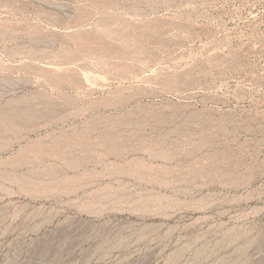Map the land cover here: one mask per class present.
Here are the masks:
<instances>
[{
    "label": "rangeland",
    "instance_id": "374dc122",
    "mask_svg": "<svg viewBox=\"0 0 264 264\" xmlns=\"http://www.w3.org/2000/svg\"><path fill=\"white\" fill-rule=\"evenodd\" d=\"M77 86L152 105L91 109L140 125L0 189V264H264V199L185 182L241 164L264 195V0H0V141L49 120L33 143L96 136L60 120ZM115 141L122 155L95 164Z\"/></svg>",
    "mask_w": 264,
    "mask_h": 264
},
{
    "label": "bare ground",
    "instance_id": "6f19581e",
    "mask_svg": "<svg viewBox=\"0 0 264 264\" xmlns=\"http://www.w3.org/2000/svg\"><path fill=\"white\" fill-rule=\"evenodd\" d=\"M125 82L126 81L123 83ZM53 86L55 90H59L61 87L59 85ZM119 88L122 91L128 89L131 93H129L128 96L120 95L110 100H99L93 99L91 92L86 88L77 86L73 89L74 92L67 95L66 100L70 105L74 106V110L71 111V113L66 114L60 120L69 121L85 118L89 123H94L90 128V131L92 132L90 134L96 133L97 135L91 136L93 139L86 138L84 136L85 134L77 136H58L55 132H51L40 139L38 144H35L33 143V136L52 127L54 125V123H52L53 121H45L43 126H33L30 121L29 127H16L13 131L14 138H17L16 142H13V140H11L12 138L9 137L0 141V189L10 184H16L20 181L28 182L30 179L41 180L43 178L41 169L46 168V160L48 158L62 161L65 160L67 156L63 153L65 152L64 149L66 147L69 148L84 145L89 149L95 148L98 145L101 146V148L108 147L109 141L119 135L125 127L126 123L124 122V119H128L130 125H140V122L131 118L132 116L130 114H94L92 116L91 114H88L91 109L122 110L135 99H141L143 105L149 107L152 105L149 101L152 97L150 93L143 90H134L133 87L125 88L124 86H120ZM147 100L149 102H144ZM190 119H192V117H190ZM25 142H30L31 145L26 149V154L24 156L11 155L15 150L17 143L23 144ZM111 145L112 147L105 150L104 155H102L95 164L101 165V163L106 160L110 161L113 157L122 155L121 153L116 152L118 151L116 148L120 147V144L117 141ZM115 162H118V160ZM74 166L78 168L82 167L79 163ZM242 168L245 167L241 164H237L230 165L225 169L218 171L190 169V178L185 182L187 184H195L196 188L200 191L221 186L223 189L233 192L237 197L238 203H243L244 200H248L250 203H259L264 199V195L259 194L256 191L258 178L250 166H246L245 171H243ZM120 174L124 175L123 172H120ZM197 180H200V183H197ZM180 182V180L176 179L169 182V186H178L177 184ZM245 191L246 194H243ZM212 209V205H205L201 208V211L207 212Z\"/></svg>",
    "mask_w": 264,
    "mask_h": 264
}]
</instances>
